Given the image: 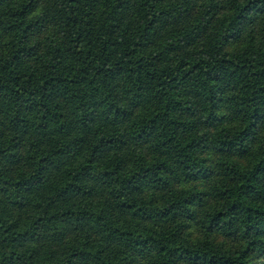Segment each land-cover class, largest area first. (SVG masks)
Wrapping results in <instances>:
<instances>
[{
    "label": "trees",
    "instance_id": "trees-1",
    "mask_svg": "<svg viewBox=\"0 0 264 264\" xmlns=\"http://www.w3.org/2000/svg\"><path fill=\"white\" fill-rule=\"evenodd\" d=\"M0 264H264V0H0Z\"/></svg>",
    "mask_w": 264,
    "mask_h": 264
}]
</instances>
